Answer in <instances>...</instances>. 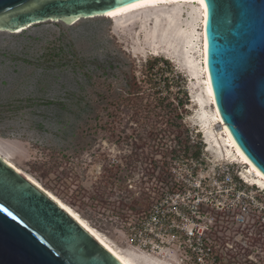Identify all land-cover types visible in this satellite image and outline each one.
I'll return each mask as SVG.
<instances>
[{
    "label": "rangeland",
    "instance_id": "rangeland-1",
    "mask_svg": "<svg viewBox=\"0 0 264 264\" xmlns=\"http://www.w3.org/2000/svg\"><path fill=\"white\" fill-rule=\"evenodd\" d=\"M195 11L173 2L0 32V155L121 249L125 215L145 208L138 191L175 150L174 138L217 163L193 122L202 73L189 81L181 70L183 55L201 67ZM189 31L184 47L180 37ZM247 193L264 202V193ZM220 233L229 241L218 244V264H264L259 229L233 224Z\"/></svg>",
    "mask_w": 264,
    "mask_h": 264
},
{
    "label": "water",
    "instance_id": "water-1",
    "mask_svg": "<svg viewBox=\"0 0 264 264\" xmlns=\"http://www.w3.org/2000/svg\"><path fill=\"white\" fill-rule=\"evenodd\" d=\"M150 0H0V32L72 25ZM214 106L264 178V0H200ZM0 264H121L72 216L0 158Z\"/></svg>",
    "mask_w": 264,
    "mask_h": 264
},
{
    "label": "built area",
    "instance_id": "built-area-1",
    "mask_svg": "<svg viewBox=\"0 0 264 264\" xmlns=\"http://www.w3.org/2000/svg\"><path fill=\"white\" fill-rule=\"evenodd\" d=\"M173 144L138 191L145 208L125 215L123 246L147 255L176 254L179 264H218V244L229 241L222 229L250 225L264 233V202L247 189L264 191L247 185L232 171L236 165L198 158L175 138Z\"/></svg>",
    "mask_w": 264,
    "mask_h": 264
},
{
    "label": "bare ground",
    "instance_id": "bare-ground-1",
    "mask_svg": "<svg viewBox=\"0 0 264 264\" xmlns=\"http://www.w3.org/2000/svg\"><path fill=\"white\" fill-rule=\"evenodd\" d=\"M173 2L192 3L196 6V11L191 14V19L194 23L193 25H191V28L193 30L196 23H199V26H200L199 54H200L201 67L200 68L195 67L194 62L190 59V57H188L189 55L188 56L183 55L182 56L183 69L181 70L186 75L189 81H194L195 79H197L199 71H201L202 76H203V82H202L203 96L200 97L197 95H192L190 102L192 104L191 105L192 108L195 110L194 112L196 113L195 115L196 117L193 119L194 127L197 130V134L200 135L203 141L204 148H205L204 151L206 153H209L211 156H214L213 158L215 159L217 163L219 162L227 163V164L236 165L240 167L241 168L240 176L242 180H244V182H246L247 185L255 186L257 189L264 191V178H262L251 167V165L241 156V154L235 148V146L229 139L223 127V124L221 123L217 115V112L214 106V100H213L212 92L209 86L206 67H205V38H204L205 14H204V8H203L201 1L200 0H150V1H145L142 3L136 4V5L129 6L112 16L105 15L103 17H106L108 19H113L123 14H126L128 12L134 11L138 8L152 6V5L156 6V4H168V3H173ZM18 33H14V34H18ZM192 37L193 36L191 35L190 31L182 33L180 37L182 44L180 45H183L184 47H188L190 43H192L191 41ZM156 51L157 50H155V52ZM163 54L169 56L170 59H172L171 54L168 55L165 52H163ZM0 158L3 159L8 165L16 169L25 178L30 180V182H32L37 188L43 191L49 198H51L56 204H58L65 212H67L70 216H72L83 228H85L91 235L97 238V240H99V242L107 250H109V252H111L121 262V264H179L176 262L173 255L168 254L166 252H162L159 254L152 253L150 255H147L139 251L132 250L128 247H126L125 249H121L115 246L104 235H102L100 232H98L94 228L90 227L88 223L85 220H83L77 213H75L71 208L63 204L61 201H59L50 192L44 190L34 179H32L22 170L15 167L8 159L2 157L1 155H0Z\"/></svg>",
    "mask_w": 264,
    "mask_h": 264
},
{
    "label": "trees",
    "instance_id": "trees-1",
    "mask_svg": "<svg viewBox=\"0 0 264 264\" xmlns=\"http://www.w3.org/2000/svg\"><path fill=\"white\" fill-rule=\"evenodd\" d=\"M166 64V62H164ZM171 81H168L167 78H164L163 79V89H166L168 90V86L171 85ZM162 101L165 100V99H161ZM180 103V102H179Z\"/></svg>",
    "mask_w": 264,
    "mask_h": 264
}]
</instances>
